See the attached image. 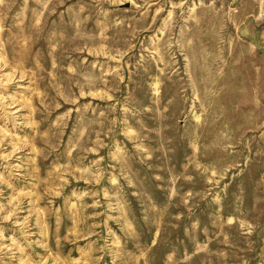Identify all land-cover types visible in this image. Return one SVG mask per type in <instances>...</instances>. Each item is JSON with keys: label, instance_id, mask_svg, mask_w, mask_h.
I'll use <instances>...</instances> for the list:
<instances>
[{"label": "rangeland", "instance_id": "374dc122", "mask_svg": "<svg viewBox=\"0 0 264 264\" xmlns=\"http://www.w3.org/2000/svg\"><path fill=\"white\" fill-rule=\"evenodd\" d=\"M0 264H264V0H0Z\"/></svg>", "mask_w": 264, "mask_h": 264}]
</instances>
